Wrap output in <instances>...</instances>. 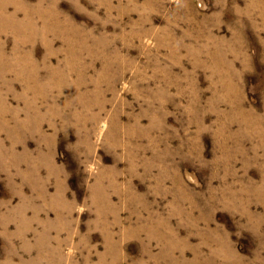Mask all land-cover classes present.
I'll return each mask as SVG.
<instances>
[{
  "label": "rangeland",
  "instance_id": "374dc122",
  "mask_svg": "<svg viewBox=\"0 0 264 264\" xmlns=\"http://www.w3.org/2000/svg\"><path fill=\"white\" fill-rule=\"evenodd\" d=\"M0 264H264V0H0Z\"/></svg>",
  "mask_w": 264,
  "mask_h": 264
}]
</instances>
